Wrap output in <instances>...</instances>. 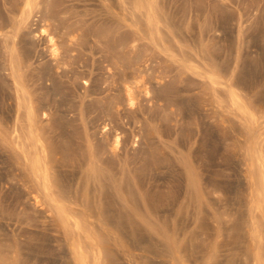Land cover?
<instances>
[{"label": "rangeland", "instance_id": "rangeland-1", "mask_svg": "<svg viewBox=\"0 0 264 264\" xmlns=\"http://www.w3.org/2000/svg\"><path fill=\"white\" fill-rule=\"evenodd\" d=\"M259 152L264 0H0V264H264Z\"/></svg>", "mask_w": 264, "mask_h": 264}, {"label": "bare ground", "instance_id": "bare-ground-1", "mask_svg": "<svg viewBox=\"0 0 264 264\" xmlns=\"http://www.w3.org/2000/svg\"><path fill=\"white\" fill-rule=\"evenodd\" d=\"M43 33H45L44 31H43ZM50 40H49V42H50V44H51V48H52V54H53V56L55 57L56 56V54H57V49H56V47H55V44L53 43V39L52 38H49ZM212 82H214V81H212ZM146 94H147V91H146ZM129 96V97H128ZM127 97L129 98V102L132 104L134 101H133V99H132V97H131V95H127ZM230 100H231V104L235 107H237V110H239V111H241L242 113H245L246 111H248V107L246 108V106L247 105H245L244 107H243V105H242V103H241V99H240V97H239V95L236 93V92H230ZM134 104V103H133ZM235 107V108H236ZM247 109V110H246ZM240 113V112H239ZM247 113V112H246ZM245 113V114H246ZM245 114H242L243 116H245ZM246 116H248V114H246ZM251 116V115H250ZM249 117V116H248ZM253 119V118H252ZM251 119V120H252ZM251 120H250V122H251ZM253 121V120H252ZM16 132V131H15ZM15 134H17V132L16 133H14V136H15V138H16V136L17 135H15ZM19 137V136H18ZM6 138V137H5ZM5 138H3L2 140H4ZM20 138V137H19ZM10 139V138H9ZM12 139H13V137H12ZM11 139V140H12ZM6 140V139H5ZM14 140V139H13ZM6 141H8V140H6ZM5 141V142H6ZM18 141V140H17ZM16 141V139L14 140V142H16L18 145H19V142H17ZM113 142V144H114V148H117V147H119V145H120V137L119 136H115L114 137V140L112 141ZM7 143H10L9 141L7 142ZM11 143H13V142H11ZM112 144V145H113ZM15 145V144H14ZM6 146V145H5ZM9 146V145H8ZM11 147H12V145H10ZM14 149V148H13ZM18 149H20V147H18ZM112 149H113V147H112ZM15 150V149H14ZM258 150V149H257ZM256 150V151H257ZM114 151H116L115 149H114ZM261 154H263L262 152H261ZM260 154V152L258 153V156H256V155H254V156H256L255 158H256V160H255V162H257L256 164H253V165H257L255 168H257L258 167V169H257V171H255V169H254V173H256L257 172V175H256V182H257V190H255V191H257V192H255V193H257V196H258V199L257 200H259L258 201V203H260L262 206H264V159H263V156ZM264 155V154H263ZM253 157V156H252ZM254 158V157H253ZM252 158V159H253ZM251 159V160H252ZM254 160V159H253ZM254 162V163H255ZM253 163V162H252ZM253 165H252V167H253ZM250 167H251V165H250ZM253 167V168H254ZM30 169H31V171H32V173H33V176H37V173L39 172V166H38V162L35 160V159H32L31 161H30ZM250 170H252V169H250ZM252 173H253V170H252ZM44 179H45V175H44ZM251 180V182H252V180H253V178L252 179H250ZM255 182V181H254ZM256 182L255 183H253V185L254 184H256ZM44 188H45V185L43 186ZM255 189V188H254ZM258 205V208L259 207H262L261 205ZM64 211V210H63ZM61 216H62V218L66 221V219L68 218V216H67V214L65 213V212H62V209H61ZM62 220V219H61ZM256 228V227H255ZM254 228V229H255ZM253 229V230H254ZM255 231V230H254ZM260 233L259 231H256V236H258V235H260V234H258V233ZM253 234V233H252ZM258 234V235H257ZM252 238H253V236H252ZM254 238H255V236H254ZM254 238H253V240H254ZM256 240V242H258L259 240L257 239V238H255ZM258 240V241H257ZM254 241V242H255ZM255 244H257V243H255ZM75 245V244H74ZM73 245V246H74ZM78 244H76V246H74V250H75V253L77 254V258H76V260H77V262H78V264H85V262H84V258H83V256L81 255V254H79L77 251L79 250V246H77ZM257 246H260V244L258 245L257 244ZM73 250V251H74ZM257 250H259V247H257ZM259 253V252H258ZM256 255V254H255ZM75 257V256H74ZM256 257V256H255ZM257 258V257H256ZM260 258V260H262V262H263V259L261 258V256H258V259ZM75 260V259H74ZM260 260H258L259 262H260ZM255 262H256V259H255ZM75 264H76V262H75ZM261 264V263H260ZM263 264V263H262Z\"/></svg>", "mask_w": 264, "mask_h": 264}]
</instances>
